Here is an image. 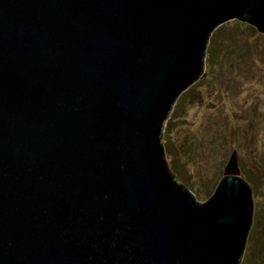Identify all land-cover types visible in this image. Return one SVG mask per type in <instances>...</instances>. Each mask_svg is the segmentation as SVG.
<instances>
[{
  "label": "water",
  "instance_id": "water-1",
  "mask_svg": "<svg viewBox=\"0 0 264 264\" xmlns=\"http://www.w3.org/2000/svg\"><path fill=\"white\" fill-rule=\"evenodd\" d=\"M232 19L264 0H0V264L244 263L241 152L200 203L163 134Z\"/></svg>",
  "mask_w": 264,
  "mask_h": 264
},
{
  "label": "rangeland",
  "instance_id": "rangeland-1",
  "mask_svg": "<svg viewBox=\"0 0 264 264\" xmlns=\"http://www.w3.org/2000/svg\"><path fill=\"white\" fill-rule=\"evenodd\" d=\"M163 134L176 179L205 203L236 154L258 222L243 264H264V34L238 19L209 37L206 71L179 96Z\"/></svg>",
  "mask_w": 264,
  "mask_h": 264
}]
</instances>
